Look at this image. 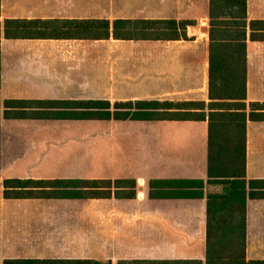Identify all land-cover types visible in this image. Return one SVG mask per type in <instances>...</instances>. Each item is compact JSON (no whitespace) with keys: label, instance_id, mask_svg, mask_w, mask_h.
Here are the masks:
<instances>
[{"label":"crops","instance_id":"0c3cea01","mask_svg":"<svg viewBox=\"0 0 264 264\" xmlns=\"http://www.w3.org/2000/svg\"><path fill=\"white\" fill-rule=\"evenodd\" d=\"M210 12L211 0H1L2 26L7 20L71 21L83 26L91 20H176L193 25L187 29L188 38L178 41L7 39L3 31L0 181L71 180L52 177L50 167L38 168L52 164L44 134L52 127L49 123L60 120L6 119V101L170 102L181 115H205L204 121L144 122L146 176L131 180L147 182L146 216L145 220L124 218L123 237L117 242L123 255L120 262L205 264L208 196L223 191L222 186L209 184ZM247 13L248 23H259L247 30L249 116L251 104L264 106V0H247ZM246 178L262 182L255 192L264 194V117L247 123ZM164 181L202 182V188L191 185L184 190L203 196L151 198V191H175L150 187L151 182ZM46 201L2 196L1 264L6 260H96L84 251L65 256L77 251L76 244L59 242L57 210L52 218ZM138 207L130 205L127 212L143 211ZM246 216V257L264 261V197L248 199Z\"/></svg>","mask_w":264,"mask_h":264},{"label":"trees","instance_id":"16d2710c","mask_svg":"<svg viewBox=\"0 0 264 264\" xmlns=\"http://www.w3.org/2000/svg\"><path fill=\"white\" fill-rule=\"evenodd\" d=\"M1 16V0H0ZM211 66L209 116V184L223 187L219 194L208 196L207 247L205 264H264L248 261L247 201L264 194L255 192L262 182L246 178V143L248 120L264 117V106L251 104L248 116L246 102L247 30L259 24L248 23L247 0H211L210 12ZM193 23L176 20H91L22 21L0 23V91L1 39H86L92 41H178L187 39ZM84 36H76L78 32ZM255 39V36H252ZM6 119L69 120V121H204L206 116L181 115L177 105L166 102H43L6 101ZM1 108V100H0ZM1 121V113H0ZM1 147V146H0ZM1 172V169H0ZM191 185L202 188V182H151L153 189H174V192L151 191L150 197L184 198L203 196L185 192ZM4 189V191H3ZM179 190H183L180 192ZM2 196L8 200H109L137 198V181L125 180H7L0 181ZM1 264V261H0ZM3 264H105L97 260H6ZM111 264V263H109ZM119 264H203L199 261H121Z\"/></svg>","mask_w":264,"mask_h":264},{"label":"rangeland","instance_id":"374dc122","mask_svg":"<svg viewBox=\"0 0 264 264\" xmlns=\"http://www.w3.org/2000/svg\"><path fill=\"white\" fill-rule=\"evenodd\" d=\"M49 124L52 127L44 134L48 137H44L43 143L50 144L47 153L52 164L38 168L50 167L52 177L115 181L146 176V123L61 120ZM147 189V182L138 181V196L131 201L115 198L47 200L52 218L57 210L59 242L76 244L77 251H68L65 256H78L84 251L91 259L119 264L123 255L117 242L123 237L124 218L145 220ZM135 204L143 211L127 212L128 207Z\"/></svg>","mask_w":264,"mask_h":264}]
</instances>
